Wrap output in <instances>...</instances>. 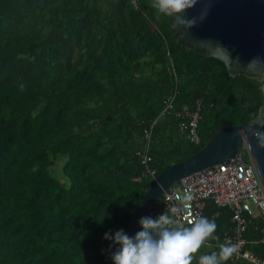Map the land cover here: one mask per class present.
<instances>
[{"label": "trees", "instance_id": "16d2710c", "mask_svg": "<svg viewBox=\"0 0 264 264\" xmlns=\"http://www.w3.org/2000/svg\"><path fill=\"white\" fill-rule=\"evenodd\" d=\"M148 5L0 0V264H113L118 245L104 234H128L153 181L138 155L146 131L159 174L220 124H250L261 112L258 76L232 74ZM197 100L199 145L176 114ZM156 208L170 213L163 197ZM255 225L248 247L264 259Z\"/></svg>", "mask_w": 264, "mask_h": 264}, {"label": "water", "instance_id": "95a60500", "mask_svg": "<svg viewBox=\"0 0 264 264\" xmlns=\"http://www.w3.org/2000/svg\"><path fill=\"white\" fill-rule=\"evenodd\" d=\"M204 11L207 15L198 19L194 27L177 28L180 37L221 59L232 74L259 75L264 81V0H198L194 8L180 15L190 19ZM255 131L264 132V114L261 112L250 124L224 122L201 150L159 173L133 209L128 235L134 236L142 230L140 219L149 216L155 203L175 183L242 152L249 155L264 189V147L258 145Z\"/></svg>", "mask_w": 264, "mask_h": 264}, {"label": "built area", "instance_id": "2783aa9c", "mask_svg": "<svg viewBox=\"0 0 264 264\" xmlns=\"http://www.w3.org/2000/svg\"><path fill=\"white\" fill-rule=\"evenodd\" d=\"M130 1L137 7L138 0ZM174 98L172 96L167 100L162 113L169 112ZM201 107V101L197 100L194 108L184 105L176 111L182 118L181 132L195 145L202 142L198 131ZM150 149L151 130H147L146 148L138 151V155L144 165V175L154 179L158 173L151 166ZM186 194H190L192 199L185 203L183 198ZM163 201L169 210L173 207L178 209L174 218L185 226H190L188 220L200 216L214 221L230 213L231 226L222 232L219 244L236 245L237 251L229 257L231 264H264V259L248 248L252 241L246 237L249 225L256 224V228L261 230V236L255 242L264 243V189L247 152L182 178L164 192ZM157 213V208L152 209L149 216L156 218ZM210 244L212 242L206 240L203 245Z\"/></svg>", "mask_w": 264, "mask_h": 264}, {"label": "clouds", "instance_id": "9594fccd", "mask_svg": "<svg viewBox=\"0 0 264 264\" xmlns=\"http://www.w3.org/2000/svg\"><path fill=\"white\" fill-rule=\"evenodd\" d=\"M198 0H149V7L154 9L155 18L162 16L172 19V27L183 26L185 29L194 27L199 20L207 15L201 12L198 17L190 19L180 15L188 9L194 8ZM254 136L258 145L264 147V132L255 131ZM162 187V186H161ZM192 199L186 194L183 201ZM178 209L173 207L169 212H163L157 218L146 216L139 221L140 231L129 236L123 229L114 234L106 232L104 238L118 245L111 254L113 264H191L193 253L197 252L206 240H218L213 235L216 230L214 221L200 216L188 220V225L178 223L174 217ZM220 251L205 254L199 257L198 264H223L237 251L236 245L223 243L218 245Z\"/></svg>", "mask_w": 264, "mask_h": 264}, {"label": "crops", "instance_id": "0c3cea01", "mask_svg": "<svg viewBox=\"0 0 264 264\" xmlns=\"http://www.w3.org/2000/svg\"><path fill=\"white\" fill-rule=\"evenodd\" d=\"M211 212V211H210ZM224 215H226V218L225 219H223L224 220V222H222V225H223V228L221 229V230H218L217 228H216V230H215V232L213 233V235H217V234H219L220 235V239L219 240H213V239H208L209 241H211L212 242V244H210V245H202L201 247H200V249L194 254L195 255V259L197 260V261H199L198 259H197V256L198 255H200V256H202L203 254H204V252L205 251H207V250H213V249H219V247H218V245H219V243L221 242V235H222V232L225 230V229H227V228H229L230 226H231V222H230V213H228V214H224ZM221 218H223V215H221L219 218H217V219H215L214 220V222L216 223L219 219H221ZM261 226V225H260ZM254 229H256V230H258L259 232H260V236H261V230L260 229H257L256 228V226H254ZM246 234H247V232H246ZM259 236V237H260ZM246 237H247V235H246ZM248 238V237H247ZM259 239V238H258ZM249 240V239H248ZM248 248H250V247H248ZM251 249V248H250ZM220 250V249H219ZM252 250V249H251ZM255 252V251H254ZM228 261H229V264H231V262H230V259L228 258ZM191 264H193V260L191 261Z\"/></svg>", "mask_w": 264, "mask_h": 264}, {"label": "rangeland", "instance_id": "374dc122", "mask_svg": "<svg viewBox=\"0 0 264 264\" xmlns=\"http://www.w3.org/2000/svg\"><path fill=\"white\" fill-rule=\"evenodd\" d=\"M258 77L260 78V80H262L263 81V78H262V76H259L258 75ZM264 82V81H263ZM261 114H264V106L262 107V109H261ZM61 163L60 162H58L57 163V167L60 165ZM253 208H254V210H256L257 211V208L255 207V205H253Z\"/></svg>", "mask_w": 264, "mask_h": 264}]
</instances>
